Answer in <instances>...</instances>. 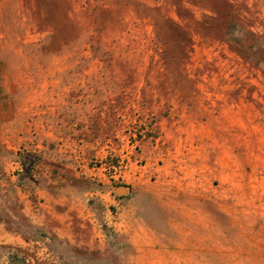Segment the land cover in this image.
Instances as JSON below:
<instances>
[{
    "label": "rangeland",
    "instance_id": "374dc122",
    "mask_svg": "<svg viewBox=\"0 0 264 264\" xmlns=\"http://www.w3.org/2000/svg\"><path fill=\"white\" fill-rule=\"evenodd\" d=\"M0 264H264V0H0Z\"/></svg>",
    "mask_w": 264,
    "mask_h": 264
},
{
    "label": "crops",
    "instance_id": "0c3cea01",
    "mask_svg": "<svg viewBox=\"0 0 264 264\" xmlns=\"http://www.w3.org/2000/svg\"><path fill=\"white\" fill-rule=\"evenodd\" d=\"M37 193H39V194H37ZM40 191H37L36 189H34V191L32 190V192H23V195L25 196V197H29V200H28V203H29V208H30V214L32 215V216H34V215H37L38 213L36 212V211H38V207L39 206H41L42 204H44V202L43 201H40ZM46 195H47V197L46 198H49L48 196H49V194L48 193H46ZM75 209L76 210H78L79 211V215H89V213H88V210L86 209V207H75ZM85 211V212H84ZM140 246H144V245H140Z\"/></svg>",
    "mask_w": 264,
    "mask_h": 264
}]
</instances>
